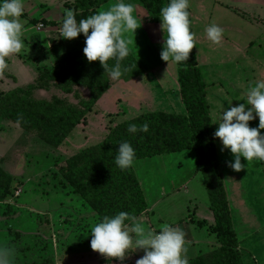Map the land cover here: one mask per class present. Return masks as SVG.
<instances>
[{
    "label": "rangeland",
    "instance_id": "obj_1",
    "mask_svg": "<svg viewBox=\"0 0 264 264\" xmlns=\"http://www.w3.org/2000/svg\"><path fill=\"white\" fill-rule=\"evenodd\" d=\"M77 2L23 0L20 19L24 47L20 53L6 58L8 67L0 74V92L9 93L34 84L41 70L56 65L58 50L85 40L83 34L71 40L60 36L65 10L73 11L75 18L76 14L82 16L86 12L87 18L108 10L117 0L101 8L82 6L76 12ZM125 2L134 5L133 14L141 25L135 34L125 36L131 40L129 53L144 68L142 77L130 82L112 80L111 90L88 114L87 123L78 126L57 149L20 126L0 119V168L10 178L8 182L0 180V247L14 249L12 264H94L90 261L91 253L98 255L96 264H118V259H108L91 249V228L100 219L65 182L58 165L102 143L111 129L143 114H186L179 84L180 68L160 56L164 42L161 19L152 16L140 0ZM189 10L199 68L207 89L206 127L215 131L220 106L230 107L229 101L231 106L244 103L247 89L264 80V6H252L249 0H189ZM44 22H56L57 26L47 27ZM213 23L223 29L219 44H213L205 34ZM33 97L48 101L58 97L78 106L80 100H89V92L75 88L73 94L67 95L51 86L35 92ZM249 124L258 127V118ZM213 141L211 150H217L221 158L230 220L241 239L245 261L264 264V161L247 162L242 158L245 168L236 172L228 166V162H234L230 151H221L219 138ZM133 167L150 199L148 205H153L155 196L164 199L157 216H182L183 220L212 218L210 198L203 174L197 169L194 150L139 160ZM212 226L197 223L194 227V234L205 240L208 250L217 241ZM207 251L202 253L208 254ZM134 253L138 258L144 255L140 249Z\"/></svg>",
    "mask_w": 264,
    "mask_h": 264
},
{
    "label": "trees",
    "instance_id": "obj_2",
    "mask_svg": "<svg viewBox=\"0 0 264 264\" xmlns=\"http://www.w3.org/2000/svg\"><path fill=\"white\" fill-rule=\"evenodd\" d=\"M111 1L113 0H78L76 12L82 6L101 8ZM140 2L152 16L160 18V9L167 6L169 0ZM188 11L190 13L189 9ZM85 17L86 12L82 16L76 14L78 21ZM189 19L191 22V14ZM44 25L55 27L57 23L44 22ZM190 31L192 32L191 23ZM84 47L85 40L62 47L56 52V65L41 70L34 84L9 93L0 92V119L35 134L53 148L61 147L78 126L87 123L88 114L112 88V79L99 61H87L83 53ZM115 63V59L108 61L110 67ZM121 66L127 68V71L118 81L130 82L145 74L144 68L130 53L121 61ZM178 66L181 98L187 115L177 117L162 111L150 112L119 124L111 129L102 143L58 165L59 173L100 220L105 215L111 216L120 211L138 217L147 210L146 198L133 165L122 170L115 164L119 144L124 141L131 144L136 153L134 162L194 150L197 169L203 174L210 206L215 215L211 231L216 235L220 248L189 260V264H245L240 248L242 242L230 220L228 195L221 174V158L217 150H211L214 130L206 127L209 116L207 89L195 47L190 52L188 61L179 63ZM51 86L67 95L73 94L75 88H85L89 92V100H80V104L74 106L58 97L51 101L34 99L35 92L47 90ZM145 123L148 124L146 133L138 131L132 134L127 131L129 124L139 127ZM1 179L6 182L10 180L0 168ZM198 225L204 226V223L198 222Z\"/></svg>",
    "mask_w": 264,
    "mask_h": 264
},
{
    "label": "clouds",
    "instance_id": "obj_3",
    "mask_svg": "<svg viewBox=\"0 0 264 264\" xmlns=\"http://www.w3.org/2000/svg\"><path fill=\"white\" fill-rule=\"evenodd\" d=\"M189 0H169L167 6L160 9L161 30L164 42L160 53L165 62H186L195 47L194 33L190 31ZM24 13L23 0H0V74L7 69L6 58L18 54L24 47L22 40ZM134 5L125 0H117L108 10H101L77 22L73 11L65 10L60 36L74 39L80 34L85 37L83 53L87 61H99L112 80H119L127 68L123 61L129 54V40L125 34L134 33L138 25L134 16ZM207 39L219 44L223 29L215 23L205 29ZM115 59L114 66L108 61ZM230 107L220 106L218 125L213 133L219 138L221 151H230L234 162L228 166L236 172L245 168L241 162L254 159L264 161V80H258L246 92L244 103ZM258 118V127H250L249 122ZM127 131L135 134L148 132V124L139 127L129 124ZM136 153L131 144L124 141L119 144L115 164L122 170L131 167ZM90 247L108 258L123 261L129 250L140 249L144 255L136 264H189L186 255V234L178 228L163 225L159 231L147 229L143 221L129 212L120 211L114 215H105L91 228ZM14 249L0 247V264H12Z\"/></svg>",
    "mask_w": 264,
    "mask_h": 264
},
{
    "label": "crops",
    "instance_id": "obj_4",
    "mask_svg": "<svg viewBox=\"0 0 264 264\" xmlns=\"http://www.w3.org/2000/svg\"><path fill=\"white\" fill-rule=\"evenodd\" d=\"M249 3L252 6L253 5H261L262 7L264 6V0H249ZM161 157H165V156H159L158 158H161ZM192 181H193V179H192ZM188 182H190V180ZM140 185H141V182H140ZM141 188H142V185H141ZM142 190H143V188H142ZM163 196H165V195L161 194V197H163ZM145 198H146V203H147V210L145 212H143L140 216H138V218L143 221V223L147 229L159 231L160 230L159 227H162L164 224L165 225L170 224V226L178 227V228L182 229L186 234V246H187L186 255H187L188 259L193 260L197 257L204 255L202 252L207 251L209 247L207 248L206 243H203L205 240L202 241V239H199L194 234L195 233L194 227L197 225L198 222H203L204 225L209 224L211 226L213 224H215V215H214L213 210L211 209V206H210L209 210H210V214L212 213L213 216H212V218H211V216H209V219H204V220L196 219V220H194V219L190 218V220H183L184 217L182 218V216L181 217H179V216L173 217L172 216L169 218L162 219L160 216H157L156 212H157L158 208L162 207V205L164 204V199L163 198L159 199L155 196L153 205L149 206L148 201H150V199L146 196H145ZM186 208H188V207H186ZM174 210L175 209H172L171 213H173ZM151 216H153L152 218H154V221L151 220ZM149 217H150V219H149ZM195 218H197L196 215H195ZM189 222L192 224H190ZM193 222L195 224H193ZM190 225H192V226H190ZM192 229H193V231H192ZM239 240L241 241V239H239ZM217 242H218V240L216 241L215 247L212 250H208L207 253H210V252H213L214 250H216V247H218V245H219V243H217ZM242 246L243 245L241 243L240 248H241V251L243 252ZM243 254H244V252H243ZM91 255L92 256L90 257V261H94V264H96L95 259L98 258V255H97V257H96V254H94V253H91ZM108 259H111V258H108ZM137 259H139L137 257V255L134 252H132V250H129L125 259L123 261L119 260L117 262H119V263L125 262V264H136ZM114 260H116V259H114ZM91 263H93V262H91ZM244 263L247 264L245 261V258H244ZM112 264H117V263L113 262ZM254 264H256V263H254Z\"/></svg>",
    "mask_w": 264,
    "mask_h": 264
},
{
    "label": "built area",
    "instance_id": "obj_5",
    "mask_svg": "<svg viewBox=\"0 0 264 264\" xmlns=\"http://www.w3.org/2000/svg\"><path fill=\"white\" fill-rule=\"evenodd\" d=\"M17 195H19V193H17Z\"/></svg>",
    "mask_w": 264,
    "mask_h": 264
}]
</instances>
